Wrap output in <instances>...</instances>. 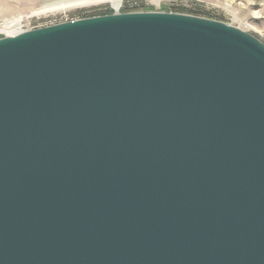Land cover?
<instances>
[{
    "label": "water",
    "instance_id": "1",
    "mask_svg": "<svg viewBox=\"0 0 264 264\" xmlns=\"http://www.w3.org/2000/svg\"><path fill=\"white\" fill-rule=\"evenodd\" d=\"M0 264H264V42L166 11L0 38Z\"/></svg>",
    "mask_w": 264,
    "mask_h": 264
},
{
    "label": "rangeland",
    "instance_id": "2",
    "mask_svg": "<svg viewBox=\"0 0 264 264\" xmlns=\"http://www.w3.org/2000/svg\"><path fill=\"white\" fill-rule=\"evenodd\" d=\"M133 6L178 13L187 8L197 16H214L264 42V0H0V38L109 9L128 12Z\"/></svg>",
    "mask_w": 264,
    "mask_h": 264
},
{
    "label": "trees",
    "instance_id": "3",
    "mask_svg": "<svg viewBox=\"0 0 264 264\" xmlns=\"http://www.w3.org/2000/svg\"><path fill=\"white\" fill-rule=\"evenodd\" d=\"M142 8V9H141ZM132 11H128V12H136V11H149L150 7H141V6H133ZM115 11L112 9H109L106 12H101V13H96L93 15H90L89 17H93V16H100V15H108V14H113ZM125 12V11H123ZM181 13H187V14H192V15H196L195 13H193V10L187 9V8H183L181 9ZM206 14L210 16V12L206 11ZM212 19H214V16H210Z\"/></svg>",
    "mask_w": 264,
    "mask_h": 264
},
{
    "label": "bare ground",
    "instance_id": "4",
    "mask_svg": "<svg viewBox=\"0 0 264 264\" xmlns=\"http://www.w3.org/2000/svg\"><path fill=\"white\" fill-rule=\"evenodd\" d=\"M16 35V34H15Z\"/></svg>",
    "mask_w": 264,
    "mask_h": 264
}]
</instances>
